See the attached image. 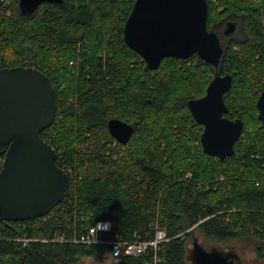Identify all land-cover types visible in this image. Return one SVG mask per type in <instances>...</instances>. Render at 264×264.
<instances>
[{
	"label": "trees",
	"instance_id": "trees-1",
	"mask_svg": "<svg viewBox=\"0 0 264 264\" xmlns=\"http://www.w3.org/2000/svg\"><path fill=\"white\" fill-rule=\"evenodd\" d=\"M135 1L45 2L30 15L22 13L20 0L0 4V68L28 63L52 78L58 115L41 135L57 149V163L70 179L55 213L0 219V264L103 260L108 245L44 240L70 239L99 220L110 221L113 233L127 240L165 229L160 264H191L195 230L218 241L253 239L264 258V124L257 107L264 88V0L208 2L209 29L238 18L245 34L230 41L220 68L234 78L224 96L225 116L244 122L234 155L225 160L205 153L204 126L188 107L206 94L215 68L194 55L168 57L148 70L124 37ZM112 118L135 127L124 151L112 146ZM5 156L0 148V171ZM111 264H156L155 254Z\"/></svg>",
	"mask_w": 264,
	"mask_h": 264
},
{
	"label": "water",
	"instance_id": "water-1",
	"mask_svg": "<svg viewBox=\"0 0 264 264\" xmlns=\"http://www.w3.org/2000/svg\"><path fill=\"white\" fill-rule=\"evenodd\" d=\"M5 0H0L2 4ZM63 0H20L23 14L30 15L45 2ZM207 0H136L124 27L127 45L139 53L148 70H157L168 57L200 62L218 72L207 92L188 101L195 120L204 126L201 142L205 153L222 160L234 155L244 122L225 116V94L233 87V75L221 74L225 52L219 34L208 28ZM228 24L227 35L235 31ZM58 95L52 78L34 66L0 68V148L6 156L0 171V219L25 221L48 215L67 196L69 174L57 163L58 151L41 133L58 115ZM257 107L264 124V88ZM108 129L126 144L134 125L119 118ZM189 250L191 264H235L217 249H206L197 237Z\"/></svg>",
	"mask_w": 264,
	"mask_h": 264
},
{
	"label": "built area",
	"instance_id": "built-area-1",
	"mask_svg": "<svg viewBox=\"0 0 264 264\" xmlns=\"http://www.w3.org/2000/svg\"><path fill=\"white\" fill-rule=\"evenodd\" d=\"M207 1L208 2L210 1L212 3H217L218 0H207ZM25 65L30 66L28 63H26ZM126 144H123V143L119 142L117 139H115V142L113 143L112 146L121 145L122 150L124 151L127 149ZM55 208L49 214L55 213ZM98 222H109L110 226L106 230L96 229L94 226ZM44 240L45 241L53 240V241H59V242L70 241V242H74V243H84L87 245H97V244L108 245L109 249L106 252L109 253V255L111 257H113L114 259H117V260H119L123 257H127V256H135V257L141 256V255H144L150 251V252H153L155 254L156 264H160L161 260L158 256V252L161 248V244L163 242L169 240V237H168L167 231L165 229L157 226L156 231H155V235L153 238H150V239L135 238L133 240H127L126 238H124L120 234H114L113 233V225L110 221L99 220L95 224L87 227L85 230H82L81 233L73 234L70 237V239H66L64 236L61 237L57 234V235H55V237L53 239H44ZM117 245L120 246L119 255H117L115 250H114ZM129 245L133 246V248L135 250L134 254L126 251V249L128 248ZM140 249H142V250H140Z\"/></svg>",
	"mask_w": 264,
	"mask_h": 264
},
{
	"label": "rangeland",
	"instance_id": "rangeland-1",
	"mask_svg": "<svg viewBox=\"0 0 264 264\" xmlns=\"http://www.w3.org/2000/svg\"><path fill=\"white\" fill-rule=\"evenodd\" d=\"M233 22L236 23L235 31L228 36L224 37V46L227 45L228 41L230 40H237L240 41L245 37L243 32L242 26L239 23V19L235 18L232 19ZM218 70L215 69L216 73ZM197 237L199 242L206 248L212 249L217 248L221 250L226 257L233 260L237 264H264V258L258 257L255 251V241L250 238H241V239H232L226 241H218L215 239L207 238L204 234L200 231L195 230L193 231V236L190 237L189 247L190 249L193 248V240ZM117 261L109 255V253L104 254V259L99 260L92 257H83L77 261V264H111L112 262ZM191 262V261H190Z\"/></svg>",
	"mask_w": 264,
	"mask_h": 264
},
{
	"label": "flooded vegetation",
	"instance_id": "flooded-vegetation-1",
	"mask_svg": "<svg viewBox=\"0 0 264 264\" xmlns=\"http://www.w3.org/2000/svg\"><path fill=\"white\" fill-rule=\"evenodd\" d=\"M24 15H26V14H24ZM231 22H233L231 18H225V19H223L222 21L215 23L214 26H213V30H215V31L219 34L222 43H223V41H224V40H223V39H224L223 36H228V37H230V35H227V34H226V30H227V28H228V24L231 23ZM234 24H235V26H236V23H235V22H234ZM222 34H223V36H222ZM229 43H230V40L228 41L227 45H228ZM223 45H224V43H223ZM235 264H237V263H235Z\"/></svg>",
	"mask_w": 264,
	"mask_h": 264
},
{
	"label": "clouds",
	"instance_id": "clouds-1",
	"mask_svg": "<svg viewBox=\"0 0 264 264\" xmlns=\"http://www.w3.org/2000/svg\"><path fill=\"white\" fill-rule=\"evenodd\" d=\"M109 226H110L109 222H98L94 227L96 229L106 230ZM114 250H115L116 254L119 255L120 246L117 245ZM140 250H142V249H140ZM126 251L134 254L135 250H134L132 245H129L128 248L126 249Z\"/></svg>",
	"mask_w": 264,
	"mask_h": 264
},
{
	"label": "crops",
	"instance_id": "crops-1",
	"mask_svg": "<svg viewBox=\"0 0 264 264\" xmlns=\"http://www.w3.org/2000/svg\"><path fill=\"white\" fill-rule=\"evenodd\" d=\"M107 253V252H106ZM82 259V258H81ZM118 261V260H117Z\"/></svg>",
	"mask_w": 264,
	"mask_h": 264
}]
</instances>
